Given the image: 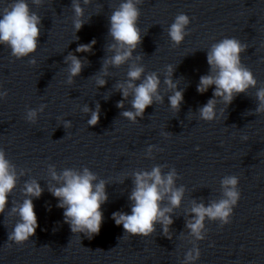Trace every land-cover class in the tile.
Returning <instances> with one entry per match:
<instances>
[{"label":"water","instance_id":"1","mask_svg":"<svg viewBox=\"0 0 264 264\" xmlns=\"http://www.w3.org/2000/svg\"><path fill=\"white\" fill-rule=\"evenodd\" d=\"M11 2L0 0V11ZM120 2L92 0L83 6L85 19L90 20L76 39L72 0H45L40 7L29 0L31 10L41 17L36 65L14 58L9 48L0 46V85L8 92L0 100V148L18 170L28 172L9 197L8 208L22 201L25 181L35 178L44 188L33 201L39 227L31 242L22 246L9 242L15 218L0 215V264H181L192 247L185 227L188 209L193 201L221 198L220 181L229 175L239 178L241 199L230 224L221 227L206 221L197 264H264V113L255 114L256 91L264 87V0H143L138 25L142 43L134 55L142 57L147 73L160 75L165 97L135 124L121 115L131 109L129 102L124 109L117 107L123 98L115 85L126 79L128 65L110 68L106 86L95 84L109 55L108 18ZM180 13L187 14L191 24L183 44L176 46L167 29ZM225 37L247 45L242 63L258 84L229 106L218 104L217 119L206 122L197 110L212 98L213 89L199 94L196 86L209 72L206 51ZM92 40L96 41L92 53L75 51ZM69 53L88 61L72 85L67 83L64 63ZM168 65L175 67L173 80L184 90L178 112L169 106L163 84ZM97 103L99 123L89 126L82 107L95 110ZM41 105L46 108L38 122L28 123L26 110ZM65 120L72 126L65 128ZM149 145L158 149L153 159L146 156ZM49 164L58 172L88 167L109 183L101 231L92 239L72 233L64 223L63 210L47 190ZM156 165L165 172L174 167L180 177L177 186L186 188L182 207L172 217L171 240L160 225L150 237L129 236L111 218L114 212L130 213L132 174Z\"/></svg>","mask_w":264,"mask_h":264},{"label":"clouds","instance_id":"2","mask_svg":"<svg viewBox=\"0 0 264 264\" xmlns=\"http://www.w3.org/2000/svg\"><path fill=\"white\" fill-rule=\"evenodd\" d=\"M142 2L143 0H121L113 9L108 18V35L111 40L107 45L109 55L103 61L100 75L95 77L96 87L102 88L106 86L105 77L110 75V68L128 65L126 79L115 85L123 98L117 107L124 109L125 101L129 102L131 109L122 111L121 115L134 124L138 123V118L144 117L147 108L164 103L165 97L161 94L160 75L155 72L147 73L142 64V57L134 55L142 43V32L138 27L141 16L139 6ZM31 3L40 7L45 0H31ZM91 3L92 0H72L75 36L90 20L85 19L83 6H89ZM190 24V17L185 13H180L174 18L167 29L173 44L176 46L183 44L189 34ZM40 34L41 17L31 10L29 0H12L0 11V46L9 48L14 58L28 59L29 63L35 66L37 61L34 57L38 50ZM95 44V40L88 44H80L75 51L81 54L92 53ZM246 50L247 45L240 40L225 37L213 43L206 51L209 72L200 76L196 90L199 94H204L212 88L213 94L212 98L197 110L201 120L215 121L218 116V104L229 106L237 95L257 88L258 82L253 73L242 63V56ZM64 63L67 65V83L72 85L88 61L69 53ZM174 71V66L166 67L163 84L167 88L169 106L178 112L184 102V90L173 80ZM7 97V90L0 85V100ZM256 100L258 103L255 114L264 113V87L257 88ZM45 108L46 105H41L38 109L28 108L25 114L26 121L36 124ZM82 112L89 116L87 120L89 126H96L99 123L101 115L99 103L95 110L84 105ZM63 126L69 128L72 124L65 120ZM164 135L167 136L168 133ZM242 139L246 140L247 137ZM156 151H158L156 146L149 145L146 150L147 158L153 159V153ZM47 174L49 177L47 190L57 199L56 206L63 210L64 223L69 225L71 232L82 233L88 239L98 235L104 219L102 206L109 199L106 191L109 183L88 167L81 170L64 168L58 172L55 165L49 164ZM26 175L28 172L24 169L18 170L8 159L5 150L0 148V215L8 213L15 218L12 230L8 234V241L16 246L31 242L35 235L39 225L33 201L39 199L44 192L37 179L27 180L22 188V201L12 202L13 206L9 209V197L15 192L20 178ZM130 178L133 182L128 196L130 213L114 212L111 218L117 226H122L125 234L129 236L150 237L155 233L156 226L160 225L163 235L171 240L173 238L171 226L174 223L172 217L175 210L182 207L186 194L183 185L177 186V180L180 178L177 170L172 167L165 172L162 166L156 165L150 171H136ZM239 183L237 176H225L220 181L221 198L208 203L192 202L185 222L192 247L185 253L181 264H197L200 260L198 242L206 239V221L219 222L221 227L231 223L234 209L241 199Z\"/></svg>","mask_w":264,"mask_h":264}]
</instances>
